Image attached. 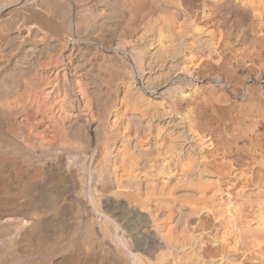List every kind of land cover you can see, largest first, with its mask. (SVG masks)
I'll return each instance as SVG.
<instances>
[{
	"label": "bare ground",
	"instance_id": "obj_1",
	"mask_svg": "<svg viewBox=\"0 0 264 264\" xmlns=\"http://www.w3.org/2000/svg\"><path fill=\"white\" fill-rule=\"evenodd\" d=\"M34 1L21 28L75 46L0 57V264H264V0H110L105 57Z\"/></svg>",
	"mask_w": 264,
	"mask_h": 264
},
{
	"label": "rangeland",
	"instance_id": "obj_2",
	"mask_svg": "<svg viewBox=\"0 0 264 264\" xmlns=\"http://www.w3.org/2000/svg\"><path fill=\"white\" fill-rule=\"evenodd\" d=\"M5 1H8V0H5ZM36 1V0H35ZM34 1V3H36V2H38V3H36V6L37 7H39V8H37V9H39L38 11H40V12H42V16L45 18V16H47L48 18H49V20H51V19H54V18H56V16H58L59 15V13L61 12V15H59V18H60V16H61V19H65L66 21H71L70 23H72L73 25H75L74 23H75V19H81V23H82V25L84 26V25H86V27H87V29L85 28L84 30H79L78 32H81L82 34H83V32H85V36L87 35V39H83V41H82V47L83 48H87L88 49V52L89 53H96V54H98V56L100 55V56H104L105 57V53L103 52V49H102V43H103V41L105 40V39H101L102 38V36L103 35H106V34H110V33H112V34H115L114 33V31L111 29V28H114L116 25H117V23H116V20L114 19V20H110V21H107L106 20V17H107V15H106V17H105V13L104 14H101V13H103L102 11L104 10H108V7H107V5H105L107 2L109 3V1L110 0H104V1H102V0H88V2L87 1H81V2H79L78 0H47L46 2H44V0H37L36 2ZM42 1V2H41ZM32 2H33V0H20V4H18V5H16V6H11V7H9V8H7V9H5L1 14H0V57H13V58H15V60L13 61V65L16 63V61H17V63L18 64H30L29 62L30 61H33L31 64H34V65H37V66H39V67H42V66H47V64H48V66L49 67H51V66H54L56 63H60V64H62V63H68L69 62V55L71 54V52H72V50H73V48H74V46L75 45H73V44H71L70 46H69V48H63V45H64V42H63V45H62V47L61 48H59V50H57V51H55L54 49H53V51L56 53H54L53 51H52V48L53 47H50L49 45V43H53V41H54V38L53 37H51L50 36V34H52V33H50L49 31H51V30H47V29H45L44 28V26L42 25V23H39L40 21L38 20L37 22H36V25H35V29L33 28V29H31V30H27L26 31V29H24V28H21L22 27V25L24 24L23 23V21L21 20V18H22V14H23V9H24V7L25 6H28V7H31L32 8ZM40 2V3H39ZM43 2H44V4H43ZM68 2V3H67ZM75 2H76V4H75ZM79 2V3H78ZM85 2V3H84ZM94 2V3H93ZM101 2V3H100ZM103 2H105V3H103ZM50 3H52V4H50ZM80 3H83V4H80ZM87 3V4H86ZM91 3V4H90ZM93 3V4H92ZM102 4V6L100 5V4ZM37 4H39V5H37ZM44 5V9L42 8L43 7V5ZM49 4H50V6H49ZM75 4V5H74ZM89 4V5H88ZM30 5V6H29ZM47 5V6H46ZM54 5H56L57 7H55ZM59 5V6H58ZM81 5V6H80ZM104 5H105V7H104ZM130 5V6H129ZM45 6L46 7H48V11H47V8H45ZM66 6V7H65ZM67 6H69V7H67ZM84 8H83V7ZM59 7V8H58ZM87 7H88V10H87ZM102 7V8H101ZM130 7H132V5L131 4H127V6H126V9H128V11H131L132 10V8H130ZM50 8H52L53 10H52V12H54L55 10H56V8H58V15H56L55 13L53 14L52 12H51V10H50ZM78 8V9H77ZM80 8V9H79ZM81 8H82V11H81ZM60 9V10H59ZM69 9V10H68ZM62 10V11H61ZM68 10V11H67ZM86 11V12H83V11ZM92 10V11H91ZM47 12L50 14H48L47 15ZM67 12V14H65ZM78 12V13H77ZM83 12V13H82ZM63 13V14H62ZM69 13V14H68ZM92 13H94V14H92ZM15 14V15H14ZM79 14V15H78ZM92 14V15H91ZM97 14H100L99 16L97 15ZM54 15V16H53ZM66 15V16H65ZM67 15H70V17L69 16H67ZM97 15V16H96ZM92 16H95V17H92ZM116 16V15H115ZM153 16L154 15H150V17L148 16L147 18H145L144 19V21H143V24H145V23H148L149 21H151V20H153V19H155V18H158L159 17V15H155V17L153 18ZM54 17V18H53ZM62 17H64V18H62ZM69 17V18H68ZM75 17H77V18H75ZM92 18V20H91V18ZM103 17H104V20L106 21H104L103 20ZM108 17H109V15H108ZM107 17V18H108ZM152 17V18H151ZM14 18V19H13ZM20 18V19H19ZM48 18H46V19H48ZM17 19V20H16ZM21 20L22 22L20 23V24H17V23H19L18 21L19 20ZM68 19H70V20H68ZM12 20H13V22H12ZM15 21H17V23L15 22ZM73 21V22H72ZM91 21V22H90ZM85 22V23H84ZM114 22L116 23V24H114ZM11 23V24H10ZM17 25H19V27L18 28H16V30L14 29L15 27H14V25L16 26V24ZM39 23V24H38ZM110 23V24H109ZM72 24H70V26H71V28L73 27V25ZM11 25V26H10ZM42 25V26H41ZM107 25V26H106ZM97 26V27H96ZM105 27V28H104ZM109 27V28H108ZM10 28V29H9ZM101 28V29H100ZM128 28V29H127ZM5 29V30H4ZM7 30V31H6ZM18 30V31H17ZM72 29H70L68 32H70V33H73V30L71 31ZM129 30V31H128ZM36 31V32H35ZM46 31V32H45ZM66 31V32H67ZM104 31V32H103ZM128 32V33H131V31H132V26L129 24L128 26H126V27H124L123 29H121L120 30V33H126V32ZM4 32H7V33H4ZM20 32V34H18ZM38 32V33H37ZM67 32V33H68ZM35 33H37V34H35ZM3 34V35H2ZM17 34L18 35H20L21 36V39H20V36L18 37L17 36ZM36 35V36H35ZM39 35V36H38ZM100 35H102L101 37H100ZM107 35V36H108ZM11 36V37H10ZM29 37V39L35 44V46L36 47H38V49L36 50H33V51H30L31 49L29 48V47H24L23 45H22V40H23V37ZM99 38H98V37ZM19 39H18V38ZM1 38H2V40H1ZM11 38H13L14 40H12ZM17 38V39H16ZM92 38V39H91ZM9 39H11L10 41H9ZM48 40H49V42H48ZM14 41H16V42H14ZM52 41V42H51ZM120 41V38H117V39H114L113 40V43H112V45H116L118 42ZM8 42V43H7ZM12 42H14V43H12ZM46 42H48V43H46ZM91 42V43H90ZM9 43H11V44H9ZM17 44H19V45H17ZM47 44H49V45H47ZM94 44V45H93ZM98 44V45H97ZM100 44V45H99ZM7 45H11L10 46V48H11V53H10V48L9 47H7ZM13 45L15 46V45H17V48L16 47H13ZM47 45V46H46ZM111 45V43H110V46H112ZM65 46V45H64ZM7 47V48H6ZM13 47V48H12ZM21 47H22V49H21ZM48 48V49H46V48ZM25 48H27V49H25ZM45 48V49H44ZM90 48V49H89ZM4 49V50H3ZM9 49V50H8ZM16 50V49H18V50H16V51H13V50ZM62 49V50H61ZM9 51V54H8V51ZM20 50V51H19ZM23 50V51H22ZM25 50V51H24ZM28 50V51H27ZM38 50H39V52H38ZM43 50V51H42ZM3 51H4V53H3ZM50 51V52H49ZM19 52V53H18ZM26 53V55L24 54V55H22L23 53ZM36 53V54H34V53ZM27 53L29 54L28 56H27ZM31 53H33V56H36L34 59H33V56H31ZM40 53V54H39ZM42 55V56H41ZM44 55V56H43ZM58 55V56H57ZM17 56H18V58H17ZM30 56H31V58H30ZM130 57H128V58H126V61L125 60H119L118 58L116 59H114V58H112L111 56H109L110 57V59H112L113 60V64L116 66V65H118V67L120 68V69H124V64H125V66H128L130 69H132V53H130V55H129ZM26 57V58H25ZM41 57V58H40ZM48 57V58H47ZM49 57H50V59H49ZM53 57V58H52ZM20 58H21V60H20ZM52 58V59H51ZM65 58V59H64ZM4 58H0V62L3 60ZM17 59H19V60H17ZM37 59V60H36ZM40 59V60H39ZM24 60V61H23ZM35 60V61H34ZM88 62L89 63H93V64H96V62L94 61V59H93V57L92 56H88ZM92 60V61H91ZM22 61V63H19V62H21ZM28 61V62H27ZM126 63H125V62ZM15 62V63H14ZM23 62H25V63H23ZM43 62V63H42ZM48 62V63H47ZM53 63H55V64H53ZM128 63V64H127ZM53 64V65H52ZM47 66V67H48ZM106 66H111V65H108V63H106L105 64V66H103V63H102V61H100L98 64H96L95 65V67H97V68H100V67H102V68H105ZM255 75H240V78L239 79H241V80H243V81H248L249 80V82H251V83H257L255 80H254V77ZM250 78H253L252 79V81H250L251 79ZM254 80V81H253Z\"/></svg>",
	"mask_w": 264,
	"mask_h": 264
}]
</instances>
